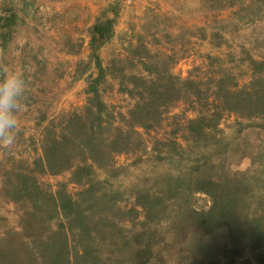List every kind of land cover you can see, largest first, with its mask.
I'll use <instances>...</instances> for the list:
<instances>
[{
    "label": "trees",
    "instance_id": "16d2710c",
    "mask_svg": "<svg viewBox=\"0 0 264 264\" xmlns=\"http://www.w3.org/2000/svg\"><path fill=\"white\" fill-rule=\"evenodd\" d=\"M213 2L210 8L222 10L235 1ZM113 14L98 19L90 30L86 66L93 64L97 71L77 72L87 73L85 104L48 121L39 156L3 170L0 196L15 204L19 220L16 226H0V264H179L182 258L176 253L185 251L183 243L192 232L222 229L232 244L239 242L233 220L245 184L224 169L228 142L220 122L233 115L236 122L252 120L264 130V39L255 47L258 53L244 43L236 45L243 53L241 73L220 65L219 73L205 78L181 77L172 71L177 58L160 44L153 54L143 41L130 43L128 56L108 66L98 49L114 33ZM255 18L251 10L244 22ZM5 20L3 26H9L10 18ZM221 21L209 33L206 26L195 30L214 47L230 46L226 27L236 29L238 23ZM1 36L4 45L6 33ZM109 78L131 100L125 111H115L103 99L101 86ZM181 100L191 104L195 115L176 123V137L159 142L171 155L186 154L194 161L157 177L153 187L122 189L118 176L127 165L118 164L117 157L143 154L142 131L161 127L169 106ZM65 174L54 186L41 179ZM196 193L208 196L207 207L194 204ZM246 231L251 250L263 249L264 212ZM225 254L232 259L241 255L230 249Z\"/></svg>",
    "mask_w": 264,
    "mask_h": 264
},
{
    "label": "rangeland",
    "instance_id": "374dc122",
    "mask_svg": "<svg viewBox=\"0 0 264 264\" xmlns=\"http://www.w3.org/2000/svg\"><path fill=\"white\" fill-rule=\"evenodd\" d=\"M213 1L0 0V79L11 72H21L28 84L15 138L0 140V186L5 168L16 166L22 160L29 162L41 154L40 140L49 120L85 104L87 73L97 71L93 64L86 66L89 34L92 25L102 17H114L116 13L112 37L98 49L103 65L117 63L118 59L128 56L130 43L143 41L151 53L154 54L156 45L160 44L163 52L177 58L172 71L181 77L205 78L219 73L220 65L241 73L238 62L243 53L236 45L244 43L255 52L259 41L264 39V0H234L232 8L222 10L210 8L215 7ZM251 10L256 18L244 22ZM5 17L10 18L6 27L3 26ZM222 18L228 22L237 21L238 25L236 29L226 27L228 33L224 37L230 46L214 47L207 39H202L203 35L195 28L206 26L205 31L209 33L213 27L223 25ZM163 28L169 32L165 36L162 35L165 32L160 31ZM2 33H6L4 45H1ZM214 40L224 41V38L214 37ZM215 56L219 59H214ZM82 69L87 73L80 75ZM101 89L103 99L114 106L115 111L130 107L131 100L117 91L116 80L109 78ZM194 115L191 104L181 100L169 106L161 127L142 131L146 151L117 157L118 164L127 165L118 176L122 189L153 187L157 177L166 172L175 174L180 167L194 161V157L186 154L174 152L171 155L159 142L176 137L173 133L176 123L184 116ZM220 127L228 142L227 152L222 154L224 169L245 184L237 205L238 214L233 220L234 235L239 242L232 244L228 232L222 229L192 232L183 243L185 251L176 256L182 258L179 264H264V248L252 251L246 235L253 218L264 212V188L261 187L264 182V130L252 120L236 122L233 115L225 116ZM66 178L67 174L44 175L41 179L54 186ZM68 188L74 190L75 186L69 184ZM193 200L198 207L209 204L208 196L203 193H196ZM18 220L15 204L0 196V226H16ZM226 249L237 250L241 255L229 258ZM170 264L176 263L171 261Z\"/></svg>",
    "mask_w": 264,
    "mask_h": 264
},
{
    "label": "clouds",
    "instance_id": "9594fccd",
    "mask_svg": "<svg viewBox=\"0 0 264 264\" xmlns=\"http://www.w3.org/2000/svg\"><path fill=\"white\" fill-rule=\"evenodd\" d=\"M27 90L28 84L21 72H11L0 79V140H14Z\"/></svg>",
    "mask_w": 264,
    "mask_h": 264
}]
</instances>
